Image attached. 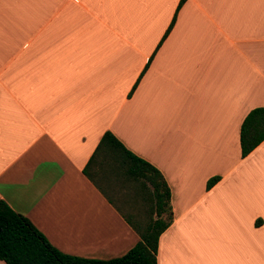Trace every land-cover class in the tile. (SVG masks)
Instances as JSON below:
<instances>
[{
  "label": "crops",
  "instance_id": "crops-1",
  "mask_svg": "<svg viewBox=\"0 0 264 264\" xmlns=\"http://www.w3.org/2000/svg\"><path fill=\"white\" fill-rule=\"evenodd\" d=\"M178 2L0 0V199L61 252L138 240L151 186L96 149L107 131L168 188L156 264H264V139H238L264 107V0Z\"/></svg>",
  "mask_w": 264,
  "mask_h": 264
},
{
  "label": "trees",
  "instance_id": "trees-1",
  "mask_svg": "<svg viewBox=\"0 0 264 264\" xmlns=\"http://www.w3.org/2000/svg\"><path fill=\"white\" fill-rule=\"evenodd\" d=\"M183 1L179 0L177 8ZM238 139L241 157L264 139L263 106L254 107L246 113L240 123ZM103 145L117 151L126 174L151 186L146 195L150 205L146 207L143 219L139 222L126 219L138 235V240L122 255L109 259L67 254L51 245L25 216L13 211L0 199V260L4 264H156L157 238L172 218L168 188L156 169L126 150L107 131L101 135L96 149ZM217 179V176L208 178L205 187L209 188Z\"/></svg>",
  "mask_w": 264,
  "mask_h": 264
}]
</instances>
